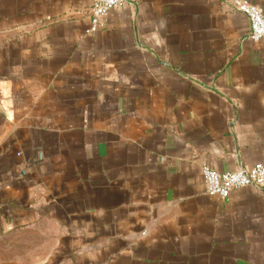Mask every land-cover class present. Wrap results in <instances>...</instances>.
I'll return each mask as SVG.
<instances>
[{
	"label": "crops",
	"instance_id": "0c3cea01",
	"mask_svg": "<svg viewBox=\"0 0 264 264\" xmlns=\"http://www.w3.org/2000/svg\"><path fill=\"white\" fill-rule=\"evenodd\" d=\"M0 0V264H264V45L239 0ZM264 11V0H248Z\"/></svg>",
	"mask_w": 264,
	"mask_h": 264
},
{
	"label": "built area",
	"instance_id": "2783aa9c",
	"mask_svg": "<svg viewBox=\"0 0 264 264\" xmlns=\"http://www.w3.org/2000/svg\"><path fill=\"white\" fill-rule=\"evenodd\" d=\"M126 0H94L88 13L91 18V30L102 28L110 10L121 7ZM234 9L244 14L249 23L248 37L264 45V11L253 2L239 0ZM203 180L208 194L226 198L234 190L253 187L264 192V164L249 169L239 168L233 171L218 172L209 167L202 168Z\"/></svg>",
	"mask_w": 264,
	"mask_h": 264
}]
</instances>
